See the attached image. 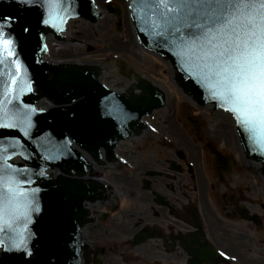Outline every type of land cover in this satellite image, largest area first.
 Wrapping results in <instances>:
<instances>
[{
	"label": "water",
	"instance_id": "1",
	"mask_svg": "<svg viewBox=\"0 0 264 264\" xmlns=\"http://www.w3.org/2000/svg\"><path fill=\"white\" fill-rule=\"evenodd\" d=\"M130 1L132 20L142 45L170 61L177 74L178 84L197 102L213 104L215 109L224 111L211 99L210 93L183 70L167 39L154 34L150 0ZM42 2L43 0H0V23L9 25L7 32L16 43L18 59L22 65L18 80L24 81L22 85H13L16 88L14 95L3 98L6 102L11 100V103H6V107L12 109L15 106L14 111L19 116L16 128H0V144L8 150L9 158L5 163L20 170L18 179L22 181L21 186L26 190H37L34 193L28 192L29 199L32 200L28 212L31 222L28 223L21 216L15 223V227L25 237L27 252L24 251V245L19 251L15 248L11 251L4 250L11 245L12 239L17 238L16 232L5 226L4 231L0 232V239L4 241L0 245V264H81L80 227L87 215L83 203L99 199L100 193L96 185L71 178L74 174L84 173L88 168L82 153L75 146L97 161L101 150H104L107 159L111 161L116 143L127 138L133 128H140L142 117L161 108L164 102L162 94L146 83H142L140 95L127 98L99 84V72L94 68L53 66L40 61V54L45 51L42 33L58 36L71 19L95 21L98 17L87 0H62V7L52 6L50 10L47 6L41 7ZM110 7L114 9L112 13L109 8L106 12L99 10L100 14L111 13L114 16V23H109L106 27L116 31V39L127 41L120 32L119 11ZM45 20L48 21L47 24L44 23ZM128 20L130 22L129 17ZM45 42L49 47L54 40L48 36ZM43 59L49 63L50 56ZM112 59L113 62L92 63L102 71L106 66L118 72L114 63L120 59ZM160 61L165 63L162 59ZM70 65L74 64L66 66ZM169 69L168 79L188 99L184 103L199 109L195 102L189 100V95L176 86L175 77L172 76L170 67ZM11 71L14 74L15 68ZM122 80L129 82L124 78ZM158 87L165 95V88ZM40 97L47 98L56 107L49 111H37L35 105ZM211 108L210 106L206 115L211 113ZM24 116H27V120L20 124L19 120ZM232 124L234 126L233 120ZM236 131L248 156L264 165V155L253 150L246 135L237 126ZM15 159H19V162L13 163ZM252 159L248 160V165L241 159L242 166L248 170L249 176L264 185V176L249 168L250 162H255ZM55 169L65 176L54 181L50 175L45 174L46 171ZM92 171L95 172L96 169L92 167ZM36 207L38 211L31 210Z\"/></svg>",
	"mask_w": 264,
	"mask_h": 264
},
{
	"label": "flooded vegetation",
	"instance_id": "2",
	"mask_svg": "<svg viewBox=\"0 0 264 264\" xmlns=\"http://www.w3.org/2000/svg\"><path fill=\"white\" fill-rule=\"evenodd\" d=\"M155 131L132 137L117 163L130 176L106 183L103 201L88 207L90 264H264V201L251 200L231 131L204 141L176 125Z\"/></svg>",
	"mask_w": 264,
	"mask_h": 264
},
{
	"label": "snow or ice",
	"instance_id": "3",
	"mask_svg": "<svg viewBox=\"0 0 264 264\" xmlns=\"http://www.w3.org/2000/svg\"><path fill=\"white\" fill-rule=\"evenodd\" d=\"M46 6L62 7V0H43L41 7ZM149 7L154 34L167 39L188 76L232 115L253 150L264 155V0H150ZM8 27L0 23V128L17 127L19 113L15 106L7 108L11 100L3 98L14 95L13 85L24 83L18 80L22 65ZM25 120L27 116L19 123ZM8 158L7 148L0 144V232L5 226L16 232L17 238L5 251H19L24 245L27 252L25 237L15 223L21 216L31 222L28 192L37 190L21 186L20 170L6 164Z\"/></svg>",
	"mask_w": 264,
	"mask_h": 264
},
{
	"label": "rangeland",
	"instance_id": "4",
	"mask_svg": "<svg viewBox=\"0 0 264 264\" xmlns=\"http://www.w3.org/2000/svg\"><path fill=\"white\" fill-rule=\"evenodd\" d=\"M93 1L96 3V5L102 7L103 11L105 12L108 11V7L103 6V4L112 6L119 11L118 17L120 20V32L124 37L127 38V41H120L116 39V31L106 27L107 24L114 23V16L111 13H105L102 14L101 19L97 23H94L93 26H91V23L85 22V25H83V21L72 26L73 30H76V34L73 35V40L71 41H80L83 43H70L71 48L65 51H62L65 48L63 44L58 45L56 43H52L51 45L53 46L54 51L60 55L59 58L63 59L66 57H71V59L77 62L92 63L113 62L112 57H117L118 59L123 60L126 65L140 77H143L150 83L165 88L166 107L159 112L160 116H157L159 121L163 120V117L165 116L163 124L161 123L162 125L168 124L170 121L171 123L174 122L179 128L181 127L182 129H185L184 125H189L185 123L184 118L190 115L189 117L191 118L199 119L200 124L195 129L196 132H198L200 139H203V141L206 139L211 140L212 137V135H209L208 133L209 125L207 123V119L209 118L214 120L217 119V125L215 126L216 131L223 133L224 129H226V126L224 125L226 123L218 121V118L213 117L212 112L206 115L209 110L200 108L196 109L191 105L184 103V101H188V99L184 98L179 90L174 87V83L168 79V72L170 70L168 69L167 65L162 63L159 58L143 51L142 48L136 43L134 32L127 17V6L125 0ZM132 77L133 76H131V78ZM105 80L107 82H112V84L117 88H121L120 86H123L124 83H128L120 78L119 80H116L112 77V75L107 76ZM167 115H169V117H167ZM161 116H163L162 119ZM153 125L155 124L153 123ZM188 130L189 128L187 131ZM230 140L234 141L233 135L232 139L230 137ZM131 147L132 146L130 143H125L122 149L123 153L121 155L127 156L132 150ZM234 155L236 166L241 168V158L237 156L236 146L234 147ZM129 171L130 169L127 167H124L121 170H117L113 167L107 171L100 170L101 173L99 176L101 179L109 183V181H117V178L120 177L121 173L125 174L126 176H130ZM254 172H256V170ZM243 174L244 178H246L245 184L251 190L250 197L253 198L251 200H253L255 203H258V199L264 201V185L246 173L243 172ZM236 179H240V176H237ZM113 182L111 184L115 191H117V188ZM258 256L264 259L261 253ZM138 260L144 261L140 258Z\"/></svg>",
	"mask_w": 264,
	"mask_h": 264
},
{
	"label": "bare ground",
	"instance_id": "5",
	"mask_svg": "<svg viewBox=\"0 0 264 264\" xmlns=\"http://www.w3.org/2000/svg\"><path fill=\"white\" fill-rule=\"evenodd\" d=\"M127 4V3H126ZM99 10H101L102 11V9L99 7ZM99 20L101 19V16L98 18ZM79 22H82V21H80V20H76V21H70L69 22V24H68V26L66 27V32L64 33V36H63V38L66 40V41H71V40H73L72 38H73V35L74 34H76V30H73V25L74 24H76V23H79ZM83 23V25H85L84 24V22H82ZM85 23H87V22H85ZM71 31V32H70ZM49 47H51V45L49 46ZM67 54V53H66ZM49 56H50V59H49V64H61L62 66H66V65H69V64H74V65H78V64H80V63H76V62H74L73 60H66V61H63L62 63H60L59 62V54H56L55 52H54V50L52 49V47H51V49H50V52H49V54H48ZM48 55H44V56H42V60L43 61H45L43 58H49V56ZM64 59H71V57L69 58V57H66V58H64ZM83 64H88V63H83ZM168 69H169V67H168ZM170 70V69H169ZM103 77V76H102ZM103 81V80H102ZM103 83L107 86V87H109L110 89H112V90H114L115 92H118V93H122L123 91H121V90H119V89H116L115 88V86L114 85H112V84H106L104 81H103ZM41 104H44L43 103V101H41ZM40 106V105H39ZM44 108V107H43ZM203 109H206V110H210V106H206V107H204ZM213 114H214V117H216V118H218V121H222V122H227V120L228 121H231L230 123L232 124V120L230 119V117H229V115H227V114H223V113H221V112H215V111H213L212 112ZM216 122H217V119H215V120H213L211 123H210V126H209V131L211 130L212 131V127L216 124ZM233 125V124H232ZM211 131H210V133H211ZM91 166L93 167V168H95L96 169V167H95V165L94 164H91ZM250 166H251V168H259L260 167V164H258V163H256V162H250Z\"/></svg>",
	"mask_w": 264,
	"mask_h": 264
}]
</instances>
